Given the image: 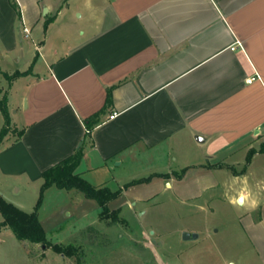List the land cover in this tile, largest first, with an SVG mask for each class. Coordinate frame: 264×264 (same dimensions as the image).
I'll return each instance as SVG.
<instances>
[{
    "label": "crops",
    "instance_id": "0c3cea01",
    "mask_svg": "<svg viewBox=\"0 0 264 264\" xmlns=\"http://www.w3.org/2000/svg\"><path fill=\"white\" fill-rule=\"evenodd\" d=\"M58 1L0 0L1 55L32 67L11 80L29 68L0 67V99L15 109L0 193L24 210L9 190L41 188L43 172L79 149L77 172L96 186L115 162L159 178L177 174L173 162L228 170L244 179L242 225L264 264V0H62L51 14Z\"/></svg>",
    "mask_w": 264,
    "mask_h": 264
},
{
    "label": "rangeland",
    "instance_id": "374dc122",
    "mask_svg": "<svg viewBox=\"0 0 264 264\" xmlns=\"http://www.w3.org/2000/svg\"><path fill=\"white\" fill-rule=\"evenodd\" d=\"M58 3L51 14L63 4L62 0ZM40 25L38 32L43 28ZM32 37L24 39V45L36 55ZM2 52L0 48V67L9 66V70H14L31 66L24 67V56L16 63L14 57L2 56ZM0 87H9V81L2 74ZM14 111L8 109L11 115ZM1 121L4 125L3 118ZM5 126L9 132L13 128L11 123ZM116 163L112 164L113 176L104 179V186L113 191L123 189L121 196L109 203L111 209H121L123 221L101 219V207L96 200L87 198L79 190L54 186L46 190L39 210L51 243L77 245L81 264H258L242 225L248 201L245 204L237 201L239 181L243 178L236 179L232 172L217 168L206 171L192 167L183 171L180 162H173L181 178L177 174L170 178L151 176L150 181L125 189V183L147 177L150 171L140 172V166L128 169L127 164L117 167ZM258 178L264 181V173ZM20 186L19 192L10 189L9 194L24 202V211L32 212L40 188L33 184ZM0 196L6 199L1 193ZM184 232L199 237L186 240ZM30 253L33 261L29 260ZM41 262L78 264L76 257H66L40 244L19 240L10 228L0 231V264Z\"/></svg>",
    "mask_w": 264,
    "mask_h": 264
},
{
    "label": "trees",
    "instance_id": "16d2710c",
    "mask_svg": "<svg viewBox=\"0 0 264 264\" xmlns=\"http://www.w3.org/2000/svg\"><path fill=\"white\" fill-rule=\"evenodd\" d=\"M32 71V67L25 72H15L12 75L6 74V77L11 80L20 75L28 74ZM111 95L109 94L107 103H110ZM0 110L3 111L6 124H10L8 109L5 99H0ZM97 115H94L87 119L86 127L88 133L91 132L93 126L95 125ZM9 132V128L4 126L0 130V144L3 142L4 138ZM22 131H20L21 135ZM252 152L248 155V164L250 162ZM83 158L82 149L77 150L73 155L65 158L61 162L55 164L54 166L46 169L43 172V184L40 188V194L36 202L35 208L32 212H26L19 206L6 200L4 197L0 196V213L3 215V220L0 222V229L3 227L10 228L15 236L19 240L29 241L31 243L40 244L46 248H51L58 254L64 255L66 257H76L78 264H81L82 256L79 253V247L74 243L69 244H59L51 243L47 238V233L39 217V210L44 201V195L48 188L56 186L60 189L72 190L76 189L84 193V195L89 199H94L97 201L98 205L101 207L100 217L101 219H111L114 223H120L123 219L120 216L121 209H111L109 203L122 194L123 189L113 191L108 186H96L84 178L80 173L77 172V168ZM246 165L243 169L245 171ZM152 177L142 178L133 180L124 185V188H128L131 185L143 183L150 181ZM181 178V175H180Z\"/></svg>",
    "mask_w": 264,
    "mask_h": 264
},
{
    "label": "water",
    "instance_id": "95a60500",
    "mask_svg": "<svg viewBox=\"0 0 264 264\" xmlns=\"http://www.w3.org/2000/svg\"><path fill=\"white\" fill-rule=\"evenodd\" d=\"M45 12H47V9H45ZM196 139H197V140H203V138L200 137V136H197ZM238 203H239V204H243V203H244V198H243V197H240V198L238 199ZM198 237H199L198 234H192V233H189V232H184V234H183V238L186 239V240L196 239V238H198ZM155 242H156V241H154V243H155Z\"/></svg>",
    "mask_w": 264,
    "mask_h": 264
},
{
    "label": "built area",
    "instance_id": "2783aa9c",
    "mask_svg": "<svg viewBox=\"0 0 264 264\" xmlns=\"http://www.w3.org/2000/svg\"><path fill=\"white\" fill-rule=\"evenodd\" d=\"M24 32L29 35L30 31L27 27H24ZM258 75L256 76H252L248 79V82L251 83L252 81H254L257 78ZM115 115H112V117H114ZM88 131V130H87Z\"/></svg>",
    "mask_w": 264,
    "mask_h": 264
}]
</instances>
